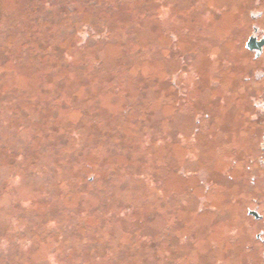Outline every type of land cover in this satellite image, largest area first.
I'll return each instance as SVG.
<instances>
[{
  "label": "rangeland",
  "instance_id": "obj_1",
  "mask_svg": "<svg viewBox=\"0 0 264 264\" xmlns=\"http://www.w3.org/2000/svg\"><path fill=\"white\" fill-rule=\"evenodd\" d=\"M4 1L0 264H244L210 194L245 0H67L52 65L17 57L27 30Z\"/></svg>",
  "mask_w": 264,
  "mask_h": 264
},
{
  "label": "flooded vegetation",
  "instance_id": "obj_2",
  "mask_svg": "<svg viewBox=\"0 0 264 264\" xmlns=\"http://www.w3.org/2000/svg\"><path fill=\"white\" fill-rule=\"evenodd\" d=\"M242 6L231 36L245 60L243 71L219 104L228 116L216 122L225 127V136L214 138L224 145V156L212 170L226 185H215L210 195L229 210L222 227L225 247L244 238L242 251L250 256L244 264H264V0H245ZM238 29L244 31L241 37L234 36Z\"/></svg>",
  "mask_w": 264,
  "mask_h": 264
},
{
  "label": "trees",
  "instance_id": "obj_3",
  "mask_svg": "<svg viewBox=\"0 0 264 264\" xmlns=\"http://www.w3.org/2000/svg\"><path fill=\"white\" fill-rule=\"evenodd\" d=\"M67 0H13L16 4V9L18 11L21 10V14H18V22L21 27H24L27 30V34L21 39L19 46L24 47L22 49L18 48L17 50V57L22 58L21 53L26 55V60L29 63L42 62L43 64H51L52 63H63L64 62V49L55 46L52 42H50L51 38L53 37V27H50L51 19L53 18L55 13H64L66 11V4ZM84 2H90V4L94 5L95 7L100 6L101 4L106 5V7L111 6V3L116 0H83ZM4 0H0V21L3 15L10 14L8 9L4 6ZM82 2V0H81ZM119 4V3H118ZM68 14V13H66ZM61 15L62 17H67L68 15ZM13 19V18H12ZM14 21V20H13ZM81 24V23H80ZM80 24L77 22H73L72 24V31H75ZM43 25L47 26L46 28L42 27ZM18 27V26H17ZM8 30H11L8 28ZM79 30V29H78ZM34 44L37 45L34 48ZM14 48V44H4L0 42V57L3 58L4 61H8V52H10ZM58 59L54 61L52 57ZM25 60V61H26ZM26 62L27 64H29ZM32 65V64H29ZM51 67V66H49ZM53 67V66H52ZM51 67V69H52ZM39 73L40 71L50 72L49 70H42V67L37 69Z\"/></svg>",
  "mask_w": 264,
  "mask_h": 264
}]
</instances>
